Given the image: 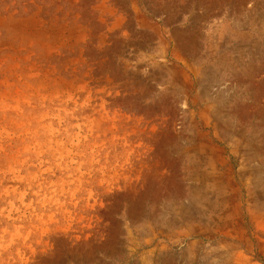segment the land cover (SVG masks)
I'll return each instance as SVG.
<instances>
[{
  "label": "rangeland",
  "instance_id": "1",
  "mask_svg": "<svg viewBox=\"0 0 264 264\" xmlns=\"http://www.w3.org/2000/svg\"><path fill=\"white\" fill-rule=\"evenodd\" d=\"M0 264H264V0H0Z\"/></svg>",
  "mask_w": 264,
  "mask_h": 264
}]
</instances>
